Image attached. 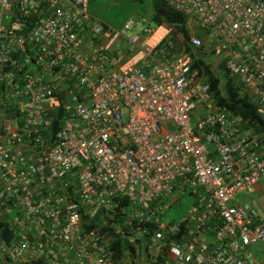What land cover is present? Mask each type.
<instances>
[{"label":"built area","instance_id":"1","mask_svg":"<svg viewBox=\"0 0 264 264\" xmlns=\"http://www.w3.org/2000/svg\"><path fill=\"white\" fill-rule=\"evenodd\" d=\"M162 1L191 51L90 0H0V264H264V217L242 200L264 182V135L212 102L208 76L264 110V0ZM187 193L194 210L168 222ZM118 213L134 256L87 229Z\"/></svg>","mask_w":264,"mask_h":264},{"label":"trees","instance_id":"2","mask_svg":"<svg viewBox=\"0 0 264 264\" xmlns=\"http://www.w3.org/2000/svg\"><path fill=\"white\" fill-rule=\"evenodd\" d=\"M151 1L153 3L151 21L156 25L165 23L173 29L172 42L175 45V52H180L182 50L187 52L191 51L192 46L190 44L187 16L174 11L162 0ZM145 2L146 0H137L138 8L142 10ZM198 36L205 38V34L202 32H199ZM208 76L211 85L212 102L219 109H226L241 117L242 122L245 123L247 125L246 127L250 130H253L258 135H264V110H262L252 100L249 94L244 91L242 84L235 78H228V81L223 84L221 77L213 74L212 72H209ZM57 128L58 123L55 124V129ZM85 221L87 222V229L98 227L100 228L101 234L108 235L112 240V248L121 251V254L124 257L126 254L128 257L135 255L134 245L128 236L115 233L113 228V226H122L125 221L124 218L121 217L120 213L116 214L115 218H112L111 216L106 217L105 222L110 226L105 225L99 216L86 219ZM143 228L145 230V235H149V233H152L154 230L151 225L144 226ZM107 232L111 234H108ZM126 233L128 235L130 234L127 231ZM144 241L145 237H142L139 238L137 242L143 243ZM145 264H147V261ZM148 264H152V262L149 260Z\"/></svg>","mask_w":264,"mask_h":264},{"label":"rangeland","instance_id":"3","mask_svg":"<svg viewBox=\"0 0 264 264\" xmlns=\"http://www.w3.org/2000/svg\"><path fill=\"white\" fill-rule=\"evenodd\" d=\"M90 11L94 16L100 18L108 24L110 23L120 28L131 15L135 14L136 11L140 17L145 16L150 20L153 14V3L151 0H146L141 10L137 6V0H90ZM206 46L207 51L211 49L209 43H206ZM262 186H264V182L259 184L257 187L261 188ZM257 187H255L254 190ZM262 190H264V187ZM258 198L259 202L256 208L264 215V198ZM195 201L196 198L188 193L185 196L179 197L176 204L171 206L169 209L164 208L165 219L168 222L180 221L182 218L189 216L195 208ZM263 249V246L257 245L253 248V251L258 255Z\"/></svg>","mask_w":264,"mask_h":264},{"label":"crops","instance_id":"4","mask_svg":"<svg viewBox=\"0 0 264 264\" xmlns=\"http://www.w3.org/2000/svg\"><path fill=\"white\" fill-rule=\"evenodd\" d=\"M263 187L264 186H262L261 188L257 187L255 190L254 189L251 190L250 193L244 194L243 197H242V200L251 202V203H253V205L257 206L258 202H259V198L258 197H263L264 198V190H262ZM262 216H264V215L262 214Z\"/></svg>","mask_w":264,"mask_h":264}]
</instances>
